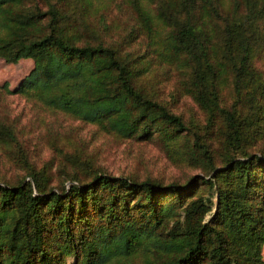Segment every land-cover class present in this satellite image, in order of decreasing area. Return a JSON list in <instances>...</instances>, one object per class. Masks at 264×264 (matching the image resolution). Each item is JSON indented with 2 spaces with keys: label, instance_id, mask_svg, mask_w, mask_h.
<instances>
[{
  "label": "trees",
  "instance_id": "obj_1",
  "mask_svg": "<svg viewBox=\"0 0 264 264\" xmlns=\"http://www.w3.org/2000/svg\"><path fill=\"white\" fill-rule=\"evenodd\" d=\"M122 1L135 14L131 33L146 37L135 55L100 37L110 24L95 0H0V58L33 60L14 89L0 90L121 138L155 135L167 153L193 136L189 156L206 172L165 184L93 170L54 188L29 169L31 180L0 183V264H116L150 247L163 258L148 264H264V150L244 143L264 111V0ZM147 49L184 71L182 87L208 123L223 121L218 164L212 142L139 85ZM13 142L0 117V144Z\"/></svg>",
  "mask_w": 264,
  "mask_h": 264
},
{
  "label": "rangeland",
  "instance_id": "obj_2",
  "mask_svg": "<svg viewBox=\"0 0 264 264\" xmlns=\"http://www.w3.org/2000/svg\"><path fill=\"white\" fill-rule=\"evenodd\" d=\"M95 2L110 24L109 30L97 28L100 37L117 42L124 52L130 51L131 55L143 52L146 37L131 33L130 24L134 23L135 14L129 4L122 0ZM148 50L149 69L139 79V85L180 114L199 132L202 140L212 142L210 149L218 164L223 152V121L218 118L214 124L208 123L207 113L182 87L184 71L171 64L160 63L156 54ZM32 66L33 60L29 57L16 62L0 58V85L5 83L9 89H14ZM221 92V100L226 106L230 105L235 98L231 84L223 87ZM0 117L13 127L17 137V142L0 144V183H15L22 177L31 180L27 175L29 169L46 172L50 176L49 186L54 188L67 186L72 175H84L93 170L138 179L150 178L165 184L184 183L191 175L206 172L201 161L192 160L189 156L196 150L190 135L180 138L178 152L167 153L155 135L149 138H121L100 129L95 123L41 107L23 95L6 94L3 89L0 90ZM245 135L247 150H264V111L253 113ZM213 199L216 200V194ZM215 209L216 201L205 217L209 218ZM149 250L154 251L153 247L138 250L119 259L120 263L116 264H148L163 258L161 254L150 253ZM262 255L264 257V244Z\"/></svg>",
  "mask_w": 264,
  "mask_h": 264
}]
</instances>
